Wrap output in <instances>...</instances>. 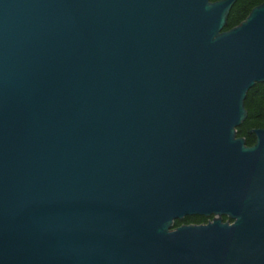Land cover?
Segmentation results:
<instances>
[{
  "label": "water",
  "instance_id": "1",
  "mask_svg": "<svg viewBox=\"0 0 264 264\" xmlns=\"http://www.w3.org/2000/svg\"><path fill=\"white\" fill-rule=\"evenodd\" d=\"M234 1L0 0V264H264V0L223 29Z\"/></svg>",
  "mask_w": 264,
  "mask_h": 264
},
{
  "label": "trees",
  "instance_id": "2",
  "mask_svg": "<svg viewBox=\"0 0 264 264\" xmlns=\"http://www.w3.org/2000/svg\"><path fill=\"white\" fill-rule=\"evenodd\" d=\"M213 1V0H212ZM263 0H235L230 7L226 23L223 29H229L242 20L251 7L259 4ZM243 106L246 110V117L236 127V136L243 137L246 145H251L254 142L253 133L249 132L252 128H264V82L254 83L246 92L243 100ZM204 216L187 215L181 219L173 221V226L181 223H198L204 222ZM225 217L222 216V220Z\"/></svg>",
  "mask_w": 264,
  "mask_h": 264
},
{
  "label": "flooded vegetation",
  "instance_id": "3",
  "mask_svg": "<svg viewBox=\"0 0 264 264\" xmlns=\"http://www.w3.org/2000/svg\"><path fill=\"white\" fill-rule=\"evenodd\" d=\"M210 217H205V221L204 222H198V223H193V222H189V223H191V224H201V223H205L208 219H209ZM189 223H185V224H189Z\"/></svg>",
  "mask_w": 264,
  "mask_h": 264
},
{
  "label": "rangeland",
  "instance_id": "4",
  "mask_svg": "<svg viewBox=\"0 0 264 264\" xmlns=\"http://www.w3.org/2000/svg\"><path fill=\"white\" fill-rule=\"evenodd\" d=\"M182 224V223H181ZM185 224V223H184Z\"/></svg>",
  "mask_w": 264,
  "mask_h": 264
}]
</instances>
